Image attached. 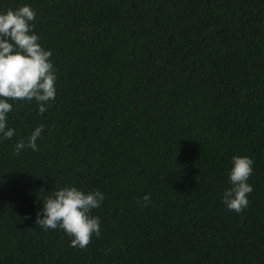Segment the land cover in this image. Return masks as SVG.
<instances>
[{"label": "trees", "instance_id": "trees-1", "mask_svg": "<svg viewBox=\"0 0 264 264\" xmlns=\"http://www.w3.org/2000/svg\"><path fill=\"white\" fill-rule=\"evenodd\" d=\"M24 5L57 91L42 115L9 101L0 264H264V0H0V14ZM41 125L39 150L17 154ZM234 156L254 161L241 213L223 203ZM71 186L105 196L84 249L35 224Z\"/></svg>", "mask_w": 264, "mask_h": 264}, {"label": "clouds", "instance_id": "clouds-1", "mask_svg": "<svg viewBox=\"0 0 264 264\" xmlns=\"http://www.w3.org/2000/svg\"><path fill=\"white\" fill-rule=\"evenodd\" d=\"M36 12L30 5L0 14V134L11 139L15 129L7 125V116L13 109L9 101L35 100L42 115L56 98V71L51 61L52 52L39 43L34 32ZM44 126L41 125L27 138L16 143V153L26 148L38 151L37 139ZM229 173L232 187L223 193V203L236 213L249 206L248 195L253 187L247 182L253 172L254 161L247 156H234ZM39 193H46L43 188ZM105 196L99 190L85 192L75 186L63 187L46 196L43 210L37 213L35 224L45 231L63 229L71 237L70 246L86 248L93 235L99 238L101 221L92 211L101 206ZM151 201L143 197L144 206ZM29 219V217H25Z\"/></svg>", "mask_w": 264, "mask_h": 264}]
</instances>
